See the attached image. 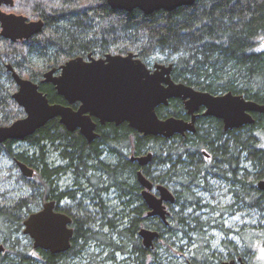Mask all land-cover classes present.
Listing matches in <instances>:
<instances>
[{
  "label": "trees",
  "instance_id": "16d2710c",
  "mask_svg": "<svg viewBox=\"0 0 264 264\" xmlns=\"http://www.w3.org/2000/svg\"><path fill=\"white\" fill-rule=\"evenodd\" d=\"M1 8L29 20L40 18L44 25L40 33L26 40L0 36V125L25 115L11 97L17 86L5 64L38 83L49 102L66 104L53 85L41 83L42 74L70 58L88 54L102 57L106 53L133 52L147 66L155 62L172 64L175 82L212 94L231 91L264 104V0H196L191 5L148 14L139 9H113L107 0H13V6ZM156 112L161 118L187 117L177 98L159 105ZM252 116V124L227 130L220 119L200 116L195 132L170 138L140 134L126 122L117 126L97 124L98 136L91 142L77 131H68L54 118L23 139L31 145V152H15L12 146L16 140L0 143V155L12 161L15 170L13 173L9 168L5 174L0 171V181L20 183L25 189L17 196H7L6 190H0V243L4 246L0 264H76L72 258L93 244L91 263L153 264L159 255L157 247L170 252L180 240L179 231L195 235L198 247L193 249L191 260L208 264L202 256L208 242L204 229L219 226L211 225L209 218L201 220L198 210L208 207L219 216L248 211L264 219V191L257 187V182L264 179V113ZM149 151L152 158L143 167L145 176L168 187L179 206L168 216L167 226L158 218L145 216L135 179L140 167L127 158ZM54 152L64 164L49 165L48 155ZM16 161L33 168V176H24ZM69 172L75 179H82L89 192L101 191L102 195L114 190L118 199L128 197L131 203L112 216L103 209L102 201L101 208L97 203L85 204L71 223L74 233L70 248L52 254L32 246L31 238L22 231L23 221L44 202L67 199V193L60 194L56 187ZM212 180L224 182L231 194L223 207L199 203L198 192L209 191ZM130 204L136 205L137 218L130 215ZM57 210L66 212L67 208ZM93 212H101V217L95 218ZM258 222L236 230L243 251L231 240L221 242L228 250V259L237 254L252 264L251 251L264 247V222ZM141 227L159 232L152 248L143 246L138 235ZM220 228L226 234L231 231ZM103 251L105 258L96 262L95 255ZM116 254L123 259L117 261Z\"/></svg>",
  "mask_w": 264,
  "mask_h": 264
},
{
  "label": "water",
  "instance_id": "95a60500",
  "mask_svg": "<svg viewBox=\"0 0 264 264\" xmlns=\"http://www.w3.org/2000/svg\"><path fill=\"white\" fill-rule=\"evenodd\" d=\"M196 0H107L113 9L131 11L139 9L148 14L156 10L170 11L182 5H191ZM13 6V0H0V36L11 41L26 40L40 33L42 19L29 20L25 15L8 12L1 6ZM17 89L12 99L23 108L25 115L8 125H0V143L12 139L23 140L32 135L49 120L58 118L70 132H78L91 142L97 138V124L126 122L143 135L170 138L175 134L195 131L197 111L203 107V115L220 119L224 129L238 128L252 124V113H264V104L246 99L242 94L227 91L212 94L196 90L171 77L172 64L155 62L152 69L133 52L127 54L106 53L102 57L88 54L86 57L70 58L58 67H52L42 74L41 83H50L66 104L49 102L39 84L19 75L11 64H5ZM182 101L189 120L167 116L161 118L156 112L159 105L169 100ZM78 103L72 107L71 104ZM152 153L131 155L130 160L144 167L151 161ZM19 170L26 177H32L34 169L16 161ZM142 187L141 196L148 207L149 216H157L166 223V203H173V192L163 184H154L142 170L136 173ZM264 191V179L257 182ZM153 189L155 192H153ZM54 200L46 201L42 207L30 213L23 221V233L32 240L34 248H41L52 254L67 251L71 245L73 228L71 218L56 209ZM138 235L146 248L153 246L159 232L141 227ZM4 246L0 243V252ZM239 264H246L240 258ZM222 264H235L225 260Z\"/></svg>",
  "mask_w": 264,
  "mask_h": 264
},
{
  "label": "rangeland",
  "instance_id": "374dc122",
  "mask_svg": "<svg viewBox=\"0 0 264 264\" xmlns=\"http://www.w3.org/2000/svg\"><path fill=\"white\" fill-rule=\"evenodd\" d=\"M14 12V11H11ZM16 13V12H14ZM26 78V77H24ZM17 89V88H16ZM13 149L15 152H21V151H29L31 152V145L28 141L25 140H18L13 144ZM49 165L55 167L57 165L64 164L63 161H60L57 157V153H49L48 159H47ZM11 169L13 173H15L14 168H12V161H10L8 158H6L4 155H0V171L2 174H5L8 169ZM14 181V178H12ZM74 180V176L71 172L67 173L66 176H64L61 180H59L58 185L61 187V189L67 188V186L71 185V182ZM61 181V182H60ZM213 186L208 189L209 191L205 192H198L199 195V203L202 204V206H205L206 204L210 206H217V207H223L228 203V201L231 199V194L227 192V187L224 182L212 180L211 181ZM82 189L90 190V188L87 186V184H84L82 182V179L80 180V183L78 185ZM101 186V185H100ZM172 186V183H171ZM171 188V187H170ZM0 190H6L7 196H17L18 194H21L22 191H24V186L20 183H14L9 181H0ZM197 190V189H196ZM195 190V191H196ZM117 193H115L114 190H109L108 192L104 194H99L98 197L101 198V201L103 203V209L106 210L108 214L111 216L113 214L120 213L121 210L124 208V205L128 203V197H124L123 199H118ZM89 198H92L91 196ZM99 200V198H98ZM80 201H83L81 198H77L76 204ZM87 201V198H86ZM94 203H96V200H93ZM125 203H122L124 202ZM65 202V201H64ZM127 202V203H126ZM64 204V203H63ZM178 205L175 203L167 204V209L169 210L170 214L173 213V211L178 209ZM178 211V210H177ZM101 213V212H100ZM96 214L93 212L91 215L95 218H100L101 215ZM198 216L201 220L203 219H211V225L216 224L219 226L218 228H205V238L208 240L206 243V247L203 249L202 256L206 257V261L208 264H218L219 260L221 262L228 260V250L222 247L221 242L223 240H231L232 244L237 245L239 251H243L245 247L242 245V241L240 240L238 234L236 233V230H239L242 225H250L255 224L256 222L259 224L258 221H261V223L264 222V219L260 218L259 215H257L254 212H248L245 211L243 213L237 212L234 215H228L225 214L223 216H219L220 213L218 212H211L208 207H203V209H200L197 211ZM115 219H117L114 216ZM162 222V221H161ZM165 224L164 222H162ZM167 226V225H166ZM220 227L223 228H229L231 231L229 234H226ZM180 240L175 241V245L171 248L170 252H167L163 246L157 247L156 250H158L159 255L156 258V261L153 264H204V263H198L193 262L191 260L192 256L194 255L193 249L197 246V243L194 240V236L192 233L189 235H185L182 231L178 232ZM113 236H116L115 233ZM21 242H24L26 246H28V241L24 239L22 236ZM114 238V237H113ZM173 241V240H172ZM32 243V240H30ZM94 248L91 246V248H85L83 249V253H80L78 256L72 258L73 262L76 264H96L94 261L91 263V251ZM155 250V249H154ZM254 251H251L252 254V264H264V247L257 246L254 247ZM106 252L103 251L101 254L98 253V255H95V260L101 261V258H105ZM117 258V261H121L123 257L120 254L115 255ZM238 255H234V259H236ZM191 260V261H190ZM107 264V263H105ZM221 264V263H220Z\"/></svg>",
  "mask_w": 264,
  "mask_h": 264
},
{
  "label": "flooded vegetation",
  "instance_id": "af4514ba",
  "mask_svg": "<svg viewBox=\"0 0 264 264\" xmlns=\"http://www.w3.org/2000/svg\"><path fill=\"white\" fill-rule=\"evenodd\" d=\"M154 64V63H153ZM152 64V65H153ZM152 65L151 66H147V67H149V68H151L152 69ZM74 104H76V106H78V103H74ZM203 110H204V108L203 107H200V109L197 111V116H196V118H195V127H196V125H197V121H198V118H200V116H204V117H206V116H209V115H203ZM185 114H186V112H185ZM186 118H184V119H187V120H189V116L186 114ZM106 124V123H105ZM104 124H101V126H103ZM117 126V125H116ZM75 131H77L78 132V130H75ZM188 132V131H187ZM195 132V131H194ZM191 133H193V132H191ZM185 134H186V132L182 135V136H185ZM85 139V138H84ZM86 140V139H85ZM87 141V140H86ZM88 142V141H87ZM131 155H134V154H130L127 158H128V160L130 161V162H134V163H136L137 165H138V163L136 162V161H131L130 160V157H131ZM141 155V154H140ZM204 157L205 158H208V155H204ZM140 167V166H139ZM139 169H141L142 170V173L144 174V172H143V167H140ZM138 169V170H139ZM137 170V171H138ZM137 171L135 172V179H136V181H137V175H136V173H137ZM145 175V174H144ZM147 177V176H146ZM148 178V177H147ZM79 183H80V180H78V179H75L74 178V180L71 182V185L70 186H67V188H65V189H61V187H59V186H57L56 187V191L57 192H60V194L62 193V192H64V193H67V199H65V198H62V199H58V201L56 202V200H55V204H56V209L57 208H60L61 206H66V208H67V211L66 212H64V213H66L67 215H69V217L71 218V223H72V221L75 219V217L77 216V212L80 210V209H84L89 203H94V201L90 198V200L89 199H87V201H86V198H88V196L90 197H92L93 199H95L96 200V203L98 204V206H99V208H101V198L100 197H98L99 196V194H101V191L99 192V193H95V192H93V193H91V192H89V190H87V189H82V188H80L78 185H79ZM137 184H138V186H139V194H140V197H141V199H142V196H141V191H142V187L139 185V183H138V181H137ZM155 184V183H154ZM153 192H155V190L153 189ZM77 198H82L83 199V201H80V202H78L77 204H76V201H77ZM98 198H99V200H98ZM65 201V202H64ZM131 200L128 198V203L127 204H125L124 205V207H126V205H129V203H131L130 202ZM142 201H143V199H142ZM175 202V201H174ZM174 202L173 203H166V205H165V208H166V210H167V215H166V223L164 224V225H167L168 224V216L170 215V212H169V210L167 209V204H174ZM64 203V204H63ZM122 203H125V201L124 202H122ZM143 203H144V201H143ZM85 204H87V205H85ZM131 205V204H130ZM135 204L134 205H131V207H130V209H129V211H130V215L131 216H133V217H135L136 215V212H134V210H135ZM144 206H145V212H144V214H145V216L146 217H150V218H158L157 216H149V215H147V213H148V207L146 206V204L144 203ZM88 209V208H87ZM124 209V208H123ZM60 211V210H59ZM136 211V210H135ZM63 212V211H62ZM142 217H144V216H142ZM135 218H137V217H135ZM139 218H141V216L139 217ZM159 219V218H158ZM161 221V220H160ZM70 227H72V225L70 224ZM73 228V227H72ZM151 229V228H150ZM73 233H74V231H73ZM71 242V241H70ZM142 242V241H141ZM241 259L242 261H244V262H246L243 258H241V257H237L236 259H228V260H234V262H235V264H239V260L238 259ZM221 264H222V262H221ZM246 264H247V262H246Z\"/></svg>",
  "mask_w": 264,
  "mask_h": 264
},
{
  "label": "bare ground",
  "instance_id": "6f19581e",
  "mask_svg": "<svg viewBox=\"0 0 264 264\" xmlns=\"http://www.w3.org/2000/svg\"><path fill=\"white\" fill-rule=\"evenodd\" d=\"M215 118H216V117H215ZM222 125H223V123H222ZM223 128H224V126H223ZM16 141H18V140H16ZM52 200H54V199H52ZM54 201H55V200H54ZM154 241H155V240H154ZM153 246H154V242H153ZM153 246H152V247H153ZM152 247H150V248H152Z\"/></svg>",
  "mask_w": 264,
  "mask_h": 264
}]
</instances>
